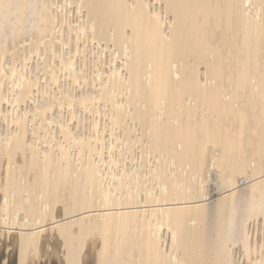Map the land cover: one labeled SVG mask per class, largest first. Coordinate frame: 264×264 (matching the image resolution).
<instances>
[{"label":"bare ground","instance_id":"obj_1","mask_svg":"<svg viewBox=\"0 0 264 264\" xmlns=\"http://www.w3.org/2000/svg\"><path fill=\"white\" fill-rule=\"evenodd\" d=\"M0 225V264H264V0H0Z\"/></svg>","mask_w":264,"mask_h":264},{"label":"rangeland","instance_id":"obj_2","mask_svg":"<svg viewBox=\"0 0 264 264\" xmlns=\"http://www.w3.org/2000/svg\"><path fill=\"white\" fill-rule=\"evenodd\" d=\"M216 174H217V171H215V170H213L212 172H207L206 173V184H204L205 186H204V188L206 189V191H208V190H210L211 188H213V182H214V180H216ZM209 180V181H208ZM239 180L242 182L243 180H244V177L243 176H241L240 175V178H239ZM65 221V220H64ZM53 225H55V223L54 222H51V225H50V222L48 223V224H45V225H43L41 228H37L38 230L39 229H41V230H44V229H47L48 228V230H50L49 229V227H51V226H53ZM7 226V225H6ZM0 230H4L5 229V231H7V232H9V234H15V233H18V231H20V227H18L19 228V230H18V228L17 227H15L14 226V228L12 227V226H7V227H5V226H2V225H0ZM4 227V228H3ZM12 227V228H11ZM3 228V229H2ZM8 228V230H6ZM10 228V229H9ZM27 229V228H26ZM29 229H32V228H28V230ZM34 229V228H33ZM37 229H35V230H37ZM15 231V232H14ZM6 232V233H7ZM49 233H51V232H49ZM48 233V234H49ZM42 234H47V231H44V232H42ZM50 238H53V237H50ZM5 239H6V236H5ZM7 241L9 240V238H7L6 239Z\"/></svg>","mask_w":264,"mask_h":264}]
</instances>
